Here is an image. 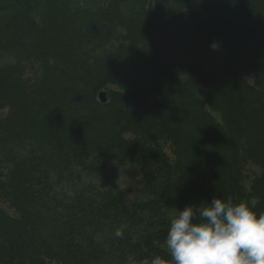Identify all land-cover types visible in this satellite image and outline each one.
I'll list each match as a JSON object with an SVG mask.
<instances>
[{
	"label": "trees",
	"instance_id": "1",
	"mask_svg": "<svg viewBox=\"0 0 264 264\" xmlns=\"http://www.w3.org/2000/svg\"><path fill=\"white\" fill-rule=\"evenodd\" d=\"M183 19L216 65L166 54ZM214 195L264 210V0H0V264L167 257Z\"/></svg>",
	"mask_w": 264,
	"mask_h": 264
},
{
	"label": "clouds",
	"instance_id": "2",
	"mask_svg": "<svg viewBox=\"0 0 264 264\" xmlns=\"http://www.w3.org/2000/svg\"><path fill=\"white\" fill-rule=\"evenodd\" d=\"M258 204L255 197L214 195L210 202L186 205L170 218L167 257L153 256L142 264H264V210ZM115 236L123 238V230Z\"/></svg>",
	"mask_w": 264,
	"mask_h": 264
},
{
	"label": "rangeland",
	"instance_id": "3",
	"mask_svg": "<svg viewBox=\"0 0 264 264\" xmlns=\"http://www.w3.org/2000/svg\"><path fill=\"white\" fill-rule=\"evenodd\" d=\"M158 38L166 51V54L174 59H180L183 62L197 58L207 57L206 62L214 66L220 61L222 54L218 52L217 47L210 45L212 52L206 50L205 54L197 53L203 40L193 31L191 23L183 19L176 24L167 26L158 34ZM210 53V54H209ZM255 169V168H254ZM142 175L139 167L130 164L116 166L111 177V182H107L109 187L113 185L118 189H126L132 186L135 181ZM0 207L8 213L14 214V210L6 203L0 201Z\"/></svg>",
	"mask_w": 264,
	"mask_h": 264
},
{
	"label": "water",
	"instance_id": "4",
	"mask_svg": "<svg viewBox=\"0 0 264 264\" xmlns=\"http://www.w3.org/2000/svg\"><path fill=\"white\" fill-rule=\"evenodd\" d=\"M99 99L102 101V102H105L106 101V93L104 91H101L99 93ZM137 99L141 102V103H146L149 101V98L148 96L143 93V92H139L138 95H137Z\"/></svg>",
	"mask_w": 264,
	"mask_h": 264
}]
</instances>
